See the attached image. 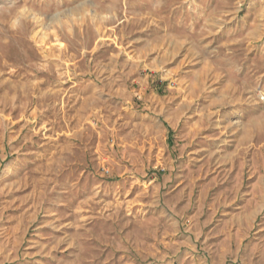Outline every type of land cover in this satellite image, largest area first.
<instances>
[{"label":"rangeland","instance_id":"rangeland-1","mask_svg":"<svg viewBox=\"0 0 264 264\" xmlns=\"http://www.w3.org/2000/svg\"><path fill=\"white\" fill-rule=\"evenodd\" d=\"M0 5V264H264V0Z\"/></svg>","mask_w":264,"mask_h":264},{"label":"clouds","instance_id":"clouds-1","mask_svg":"<svg viewBox=\"0 0 264 264\" xmlns=\"http://www.w3.org/2000/svg\"><path fill=\"white\" fill-rule=\"evenodd\" d=\"M11 7L12 5H8V6L0 5V11L8 13ZM25 12H26V9L22 6L21 8L17 9L15 14H12L11 20L9 22V29L11 31H17L22 27L23 21L26 18L24 16ZM114 14H115V10H113L112 12L104 13L103 15L107 19H111L113 18ZM261 99H264V95L261 96Z\"/></svg>","mask_w":264,"mask_h":264},{"label":"built area","instance_id":"built-area-1","mask_svg":"<svg viewBox=\"0 0 264 264\" xmlns=\"http://www.w3.org/2000/svg\"><path fill=\"white\" fill-rule=\"evenodd\" d=\"M260 100L262 101V109L264 111V99H261V96H260Z\"/></svg>","mask_w":264,"mask_h":264}]
</instances>
